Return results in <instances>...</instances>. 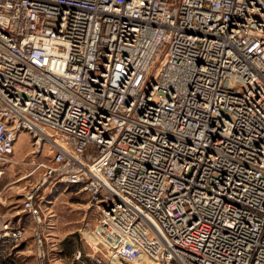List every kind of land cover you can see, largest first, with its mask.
<instances>
[{"label":"built area","instance_id":"2783aa9c","mask_svg":"<svg viewBox=\"0 0 264 264\" xmlns=\"http://www.w3.org/2000/svg\"><path fill=\"white\" fill-rule=\"evenodd\" d=\"M21 135L39 178L1 245L30 226L50 264L75 188L93 264H264V0H0V185Z\"/></svg>","mask_w":264,"mask_h":264},{"label":"rangeland","instance_id":"374dc122","mask_svg":"<svg viewBox=\"0 0 264 264\" xmlns=\"http://www.w3.org/2000/svg\"><path fill=\"white\" fill-rule=\"evenodd\" d=\"M32 149L28 137L21 135L15 144L13 155V160H16L18 164L13 171L5 175L0 185L3 203L0 214L10 220L17 218H20L22 222L28 220V217L21 213L22 194L28 189L29 184L38 180L39 172L26 179L23 176L31 168L24 166L21 162L33 159L29 154ZM19 177L21 180H18ZM54 197L53 204L44 208V225L36 230L43 239L44 253L48 252V262L50 264H93L87 256L89 254L87 241L88 235L96 224L97 216L94 208L88 206L87 195L78 193L77 189L73 188L66 192L60 190L57 194L51 192L48 196L50 199ZM33 231L32 227H27L26 241L13 250L10 246L0 244V264H39ZM77 252L81 253L79 259H76Z\"/></svg>","mask_w":264,"mask_h":264},{"label":"crops","instance_id":"0c3cea01","mask_svg":"<svg viewBox=\"0 0 264 264\" xmlns=\"http://www.w3.org/2000/svg\"><path fill=\"white\" fill-rule=\"evenodd\" d=\"M12 250V249H11ZM60 264H62V263H60Z\"/></svg>","mask_w":264,"mask_h":264},{"label":"bare ground","instance_id":"6f19581e","mask_svg":"<svg viewBox=\"0 0 264 264\" xmlns=\"http://www.w3.org/2000/svg\"><path fill=\"white\" fill-rule=\"evenodd\" d=\"M15 148V147H14ZM14 161V160H13Z\"/></svg>","mask_w":264,"mask_h":264}]
</instances>
